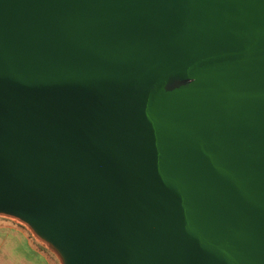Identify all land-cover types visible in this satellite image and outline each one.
Wrapping results in <instances>:
<instances>
[{
    "label": "water",
    "instance_id": "95a60500",
    "mask_svg": "<svg viewBox=\"0 0 264 264\" xmlns=\"http://www.w3.org/2000/svg\"><path fill=\"white\" fill-rule=\"evenodd\" d=\"M0 215L63 264H264V0H0Z\"/></svg>",
    "mask_w": 264,
    "mask_h": 264
},
{
    "label": "crops",
    "instance_id": "0c3cea01",
    "mask_svg": "<svg viewBox=\"0 0 264 264\" xmlns=\"http://www.w3.org/2000/svg\"><path fill=\"white\" fill-rule=\"evenodd\" d=\"M0 264H51L22 228L0 222Z\"/></svg>",
    "mask_w": 264,
    "mask_h": 264
},
{
    "label": "rangeland",
    "instance_id": "374dc122",
    "mask_svg": "<svg viewBox=\"0 0 264 264\" xmlns=\"http://www.w3.org/2000/svg\"><path fill=\"white\" fill-rule=\"evenodd\" d=\"M0 222L14 224L28 233L29 238L34 242L35 246L42 251L46 258L50 261L51 264H63L62 259L58 253L46 242L42 241L30 228L28 224L23 221H20L17 218L6 217L0 215Z\"/></svg>",
    "mask_w": 264,
    "mask_h": 264
}]
</instances>
